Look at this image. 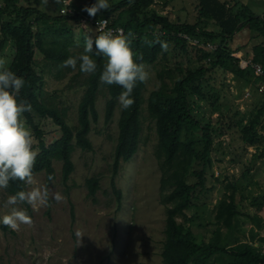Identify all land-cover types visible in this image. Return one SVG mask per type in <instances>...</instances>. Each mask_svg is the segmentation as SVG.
I'll return each instance as SVG.
<instances>
[{
  "label": "trees",
  "instance_id": "1",
  "mask_svg": "<svg viewBox=\"0 0 264 264\" xmlns=\"http://www.w3.org/2000/svg\"><path fill=\"white\" fill-rule=\"evenodd\" d=\"M38 2L0 0V56L11 43L13 57L8 68L25 80L18 99L32 105V110L24 112L23 116L37 136L39 134V150L33 173L44 171L49 183V175L55 177L56 174L53 161L59 160L63 164L62 173L66 182L75 169L73 151L77 147L93 150L89 134L92 123L99 119L97 101L101 88L104 87L108 95L104 110L106 123L113 119L119 106L118 96L123 89L118 85L100 82L105 58L93 55L98 67L84 81L85 89L78 104L75 125L68 121L67 108L46 100L43 67L36 63L35 52L56 68L57 77L62 78L72 69L61 67L62 62L69 56L82 53L85 45L77 48L79 43L74 37L73 24L80 22V14H60L58 10L59 14L52 15L39 8ZM95 2L90 0L88 6ZM155 2L109 0V9L101 10L96 15L108 17L112 26L123 27L125 35L129 31L134 33L131 47L137 58L143 56V60L137 59V62L145 65L163 64L157 71L160 85L145 97V83L138 82L132 92L134 104L128 109L120 107L111 176L118 209L122 208L123 191L117 186L116 176L122 162L131 160L139 149L143 105L146 103L158 136L155 155L162 172L160 188L162 201L166 205L162 264H264V253L255 245V241H244L235 233L237 218L246 215L239 207L235 183H226L224 196L214 208V221L204 224L212 233L206 230L205 236H199L178 220L180 216L189 220L186 209L197 207L204 192L212 191L215 187L208 188L206 184L215 137H224L236 128L241 141L239 147L243 146L245 152L249 147H254L259 153L258 157H264V100L246 118L235 103L223 100L225 94L222 87L217 85L219 80L225 86L232 78L245 79L247 84H258V81L263 80V76L257 75L252 66L246 69L240 66L239 59L232 56L234 50L230 42L245 23L253 29L259 28L264 35V18L249 14L247 7H237L240 5L238 0L233 5L222 0H198L197 19L187 22L160 14L153 7ZM211 24L216 29L210 28ZM98 34L96 32L93 39ZM184 34L203 44L216 43L217 48L209 50L193 45L184 38ZM157 41L167 42L168 50L162 52ZM254 50L255 62L264 60V44L257 45ZM77 66L76 75L84 74L79 70V62ZM229 74H232L231 77ZM242 94L245 93H239ZM233 99L236 97L233 96ZM206 103L212 108L208 113H204L206 109L202 106ZM214 113H217L215 119L211 117ZM35 114L51 120L56 126L58 135L51 142H47L45 130L35 120ZM228 146L231 147V141ZM198 161L201 166H198ZM189 173L194 177L192 181L187 177ZM99 180L97 175L86 179L89 196L95 195L100 189ZM3 189L15 195L20 190H27V185L20 180H11L9 186ZM222 227H226L228 233H222Z\"/></svg>",
  "mask_w": 264,
  "mask_h": 264
},
{
  "label": "rangeland",
  "instance_id": "2",
  "mask_svg": "<svg viewBox=\"0 0 264 264\" xmlns=\"http://www.w3.org/2000/svg\"><path fill=\"white\" fill-rule=\"evenodd\" d=\"M70 2L82 11L89 5L90 0H70ZM37 4L39 8L52 15L59 14L60 6L55 0H49L44 6L41 0ZM197 4L198 0H156L153 7L160 14L168 15L174 20L194 22L198 15ZM98 19L100 18H96ZM73 25L74 37L79 43L77 48L85 45V37L93 38L96 33L91 22H76ZM95 26H97L96 22ZM12 57L13 48L9 43L3 50L0 61L8 67ZM35 60L40 67H43L46 100H52L59 107L67 108L68 121L75 125L78 104L83 96L84 81L88 74L76 75L77 66L75 70L71 69L59 78L56 74L57 69L45 61L38 52H35ZM145 66L149 72V79L145 82L143 93L147 97L151 90L160 85L157 71L163 64L158 62L156 65ZM231 75L229 74L230 77ZM217 85L223 89L225 94L223 100L226 103H235L241 115H245L246 118L264 100L263 93L239 95L245 87V83L240 79L232 78L225 86H222L218 80ZM233 96L236 99H233ZM107 97L106 89L101 88L97 101L99 119L92 123L89 134L93 150L77 147L73 151L72 161L75 163V169L69 175V179L65 182L62 173L63 164L59 160L53 161L56 170L54 181L47 183L44 171L34 174L36 184L33 186L46 185L50 192H59L64 199L57 203L50 197L47 205L38 206L36 210L26 202L16 205L32 218L31 226L21 225L19 230H12L0 223V264H162L166 205L162 201L160 188L162 172L155 155L158 143L155 121L149 116L147 104L144 103L139 149L131 160L122 162L116 176L117 186L123 191L122 208L119 210L111 176L120 105L113 119L106 123L104 110ZM202 106L206 109L204 113L212 109L209 103ZM216 115L217 113H214L211 117L215 119ZM34 117L42 124L47 142H51L58 135L56 126L51 120L40 115L35 114ZM22 118L32 132L33 149L38 151L39 134L37 136L34 128L23 115ZM236 130V128L230 130L224 137L214 138L212 164L206 172V184L208 188L215 187L212 191L204 192L197 207L191 206L186 209L189 220L178 217L179 221L184 222L199 236H205L207 231L212 233L208 226L204 227V224L212 219L213 207L217 200L224 196L226 183H235L237 186L239 207L244 213L250 210L249 200L258 189L252 184L254 179L257 181V177H253L254 172L251 170L260 159L259 153L253 147H249L247 152L242 145L239 147L241 141ZM230 141L231 147L228 146ZM253 157L259 159L253 160ZM198 166H201L200 161ZM94 175L100 178V189L95 195L89 196L86 179ZM187 177L191 181L194 178L190 173ZM217 179L223 181L218 182ZM30 187L32 186L27 185V190ZM10 196L12 195L0 188V218L10 211L11 206L6 203ZM77 231L81 233V238L77 237Z\"/></svg>",
  "mask_w": 264,
  "mask_h": 264
},
{
  "label": "clouds",
  "instance_id": "3",
  "mask_svg": "<svg viewBox=\"0 0 264 264\" xmlns=\"http://www.w3.org/2000/svg\"><path fill=\"white\" fill-rule=\"evenodd\" d=\"M48 2L49 0H41L42 6ZM55 2L60 4L62 0ZM109 7L108 0H96L91 6H85L82 11L87 12L90 17H95L99 11L108 10ZM97 24L96 32L99 34L94 39L91 36L85 37L83 52L77 56H69L60 66L75 70L79 62L80 72L93 74L98 67L93 55L104 57L100 82L120 86L123 91L118 96V103L122 109H128L134 104L132 92L135 86L138 82H147L149 72L144 63L137 62V59L142 61L143 56L137 58L131 47L135 38L133 32L129 31L125 35L123 29H116L115 32L105 30L107 20L104 19L97 21ZM157 42L160 43L162 52L168 50L167 42ZM24 85L23 77H19L0 61V188H7L11 180H20L32 186L28 190L16 192L6 202L11 206L10 211L0 218V223L12 230H19L21 225L31 226L33 223L25 210L16 207L19 203L26 202L36 210L38 206L47 205L50 197L57 203L64 199L61 193L50 192L46 185L33 186L36 184L33 169L38 151L33 149L32 132L22 118L24 112L32 110L29 102L18 99ZM48 179L54 181V176L49 175ZM76 235L82 237L79 231Z\"/></svg>",
  "mask_w": 264,
  "mask_h": 264
},
{
  "label": "crops",
  "instance_id": "4",
  "mask_svg": "<svg viewBox=\"0 0 264 264\" xmlns=\"http://www.w3.org/2000/svg\"><path fill=\"white\" fill-rule=\"evenodd\" d=\"M222 1H226L228 2L229 5H233L236 3L235 1L237 0H222ZM238 2L240 5H237V7L239 8L242 6L247 7L249 14H253L254 16H257L259 18H264V0H238ZM210 28L216 29V27H214L213 24H211ZM258 29L259 28L253 29L251 25L245 23L241 27V29L238 30L232 37L230 46L235 52H237L241 56V58L239 59H242L243 61H251L255 64L261 65L264 69V60H260V62H255V60L253 59L255 52L254 48L259 44L262 45L264 44V35L261 34ZM247 67L243 69H246ZM240 80H243V83H245V87L242 90V93H246V89H249L250 93H255V94L263 93L264 96V91L263 92L259 91L262 81L261 82L258 81V84H253V83L247 84L246 83L247 81L245 79L240 78ZM242 95L244 96L245 94ZM253 149L255 148L253 147ZM258 159L259 158L253 157V160H258ZM251 171L254 172V174H252L253 177L254 176L257 177V181H255L254 179L252 181V184L255 185L258 189L257 191H254L253 197L251 198V200H249L250 210L245 211L247 213V214L245 213L246 215H251V216H240L239 218H237V225H235V231H236L235 233L239 237H242L244 241L254 240L255 245H258L263 252L264 251V157L263 158L260 157L256 166H254L253 170ZM241 195L243 198L242 192ZM237 200H238V196H237ZM238 202L240 205L239 200ZM215 205L213 207V217L208 222L214 221ZM246 205L248 207V202ZM211 228H214V226H212ZM222 233H228L226 227H222Z\"/></svg>",
  "mask_w": 264,
  "mask_h": 264
},
{
  "label": "built area",
  "instance_id": "5",
  "mask_svg": "<svg viewBox=\"0 0 264 264\" xmlns=\"http://www.w3.org/2000/svg\"><path fill=\"white\" fill-rule=\"evenodd\" d=\"M59 11H60V14H68V15L80 14L79 21L83 22V23L91 22V23H93L95 29H97V27H98L97 21L104 19V20H107V25H106L105 30H112L113 32H115L116 29H123L124 30V28L121 26H112L110 24L111 21L108 17H102V16L90 17L88 14L84 13L83 11H81L80 9H78L77 7L72 5L70 0H62V3L59 7ZM96 18H100V19L96 20ZM95 22H96L97 26H95ZM124 33H125V30H124ZM183 36L189 42H191L193 45H196L198 47H204V48L209 49V50H214L217 48L216 43L208 42L207 44H203L198 39H192L191 37H189L186 34H184ZM232 56H234L238 59L241 58V56L235 51L232 52ZM239 64L242 68H245L248 65L252 66L257 75L264 76V69L261 65L255 64L251 61H243L242 59H239ZM259 91H261V92L264 91V80L262 81V83L260 85ZM246 94L250 95L249 89H246L245 95Z\"/></svg>",
  "mask_w": 264,
  "mask_h": 264
}]
</instances>
